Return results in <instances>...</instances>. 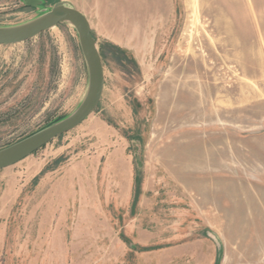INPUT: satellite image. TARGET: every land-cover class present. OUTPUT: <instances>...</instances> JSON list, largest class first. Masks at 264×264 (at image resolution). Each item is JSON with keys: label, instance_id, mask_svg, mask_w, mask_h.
<instances>
[{"label": "rangeland", "instance_id": "1", "mask_svg": "<svg viewBox=\"0 0 264 264\" xmlns=\"http://www.w3.org/2000/svg\"><path fill=\"white\" fill-rule=\"evenodd\" d=\"M58 1L0 0V28ZM105 4L96 109L0 170V264H264V0ZM88 89L71 23L0 45V150Z\"/></svg>", "mask_w": 264, "mask_h": 264}, {"label": "water", "instance_id": "2", "mask_svg": "<svg viewBox=\"0 0 264 264\" xmlns=\"http://www.w3.org/2000/svg\"><path fill=\"white\" fill-rule=\"evenodd\" d=\"M64 22H69L75 27L87 59L89 89L86 98L71 116L0 150V170L19 163L54 139L77 128L100 102L104 87L102 60L92 37L89 22L77 10L58 2L49 12L28 24L14 28H0V45L23 43Z\"/></svg>", "mask_w": 264, "mask_h": 264}, {"label": "crops", "instance_id": "3", "mask_svg": "<svg viewBox=\"0 0 264 264\" xmlns=\"http://www.w3.org/2000/svg\"><path fill=\"white\" fill-rule=\"evenodd\" d=\"M67 0H59L58 2H61V3H63V4H65L66 6H68V7H71L70 5H69V3L68 2H66ZM57 2V3H58ZM91 2L92 3H95V6H93V7H91L90 9H89V7H87L86 9H81V8H79V7H71V8H73V9H75V10H77L78 12H80L87 20H88V22H89V25H90V29H92V26H91V22H90V20H89V17H98V14L97 13H89V12H92L93 10L95 11V12H97L98 10L99 11H104V9H106L107 8V6H106V0H91ZM88 12H86V11Z\"/></svg>", "mask_w": 264, "mask_h": 264}, {"label": "trees", "instance_id": "4", "mask_svg": "<svg viewBox=\"0 0 264 264\" xmlns=\"http://www.w3.org/2000/svg\"><path fill=\"white\" fill-rule=\"evenodd\" d=\"M59 120H57V121H55L54 123H56V122H58ZM54 123H51V124H49L48 126H51L52 124H54ZM48 126H46V127H48ZM46 127H44V128H46ZM134 182H135V199H136V197H137V195L139 194V192H140V178L139 177H135L134 178Z\"/></svg>", "mask_w": 264, "mask_h": 264}]
</instances>
